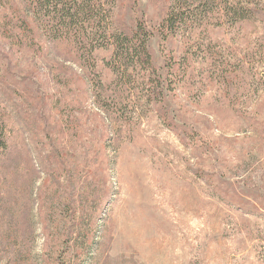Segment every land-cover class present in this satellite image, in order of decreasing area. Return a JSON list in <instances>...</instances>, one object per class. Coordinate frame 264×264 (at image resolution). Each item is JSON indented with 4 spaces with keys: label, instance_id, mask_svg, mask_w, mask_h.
Returning a JSON list of instances; mask_svg holds the SVG:
<instances>
[{
    "label": "rangeland",
    "instance_id": "obj_1",
    "mask_svg": "<svg viewBox=\"0 0 264 264\" xmlns=\"http://www.w3.org/2000/svg\"><path fill=\"white\" fill-rule=\"evenodd\" d=\"M168 0H117L153 29ZM204 25L183 82L150 107L72 41L29 42L0 0V264H264V0ZM169 41L164 60L184 53ZM176 53V54H175Z\"/></svg>",
    "mask_w": 264,
    "mask_h": 264
},
{
    "label": "trees",
    "instance_id": "obj_2",
    "mask_svg": "<svg viewBox=\"0 0 264 264\" xmlns=\"http://www.w3.org/2000/svg\"><path fill=\"white\" fill-rule=\"evenodd\" d=\"M117 0H23L18 20L29 42L42 38L47 43L70 40L79 52L89 56L98 49H111L107 66L124 93L137 94L150 107L163 104L168 94L183 82L188 69L191 38H199L204 25L235 26L259 19L256 0H168L167 8L151 29L143 21L131 28L114 19ZM166 55V45H184V53L164 60V72L156 67L149 50L153 37ZM176 54V53H175ZM5 147L0 124V148Z\"/></svg>",
    "mask_w": 264,
    "mask_h": 264
}]
</instances>
